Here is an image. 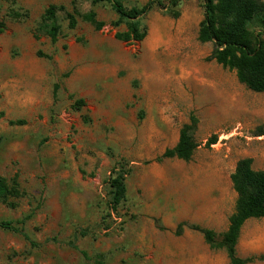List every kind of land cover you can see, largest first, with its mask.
<instances>
[{"label":"rangeland","instance_id":"1","mask_svg":"<svg viewBox=\"0 0 264 264\" xmlns=\"http://www.w3.org/2000/svg\"><path fill=\"white\" fill-rule=\"evenodd\" d=\"M120 1L132 9L150 0ZM156 1L168 9L142 20L146 39L124 43L116 34L127 26L112 25L119 17L110 4L0 0V177L17 179L22 192L16 208L0 201V221L25 220L39 245L0 230V264H230L192 226L226 232L238 161L264 172V93L210 59L214 44L198 40L202 0ZM50 6L64 8L55 43L43 26ZM89 11L102 30L81 19ZM192 116L193 159L158 162ZM118 165L129 175L116 214L107 181ZM74 240L79 251L67 245ZM237 253L264 255V219L245 224Z\"/></svg>","mask_w":264,"mask_h":264},{"label":"trees","instance_id":"2","mask_svg":"<svg viewBox=\"0 0 264 264\" xmlns=\"http://www.w3.org/2000/svg\"><path fill=\"white\" fill-rule=\"evenodd\" d=\"M181 1L171 0V7H178ZM205 15L200 24L198 40L200 43H213L214 51L210 57L225 69L235 71L238 81L255 93H264V41L263 30L252 31L251 25L255 22L264 28V2L261 0H202ZM94 4L107 3L118 15V21L112 25L119 27L126 24L127 30L116 34V39L124 43H141L147 35L148 29L142 20L155 8L168 9L161 2L150 0L141 8L128 9L120 0H93ZM64 8L50 6L44 15L43 26L47 34L55 43L60 35L58 13ZM77 11L67 13L69 28L75 29L79 24ZM80 15V14H79ZM81 19L93 26L97 31L102 30L106 23L98 19L95 11L81 15ZM4 24L0 23V33ZM84 104L82 100L77 105ZM190 124L181 129L177 145L168 149L158 162L165 159H178L189 162L193 159L198 147L194 135L198 128V118L192 116ZM218 141L217 136H212L207 143L211 147ZM129 170L124 165L114 167L107 181L110 210L118 214L120 207L127 199L126 180ZM233 189L237 194L235 211L229 218V227L226 232L217 235L213 230L192 226L200 232L212 250H225L230 264H252L264 261V255L243 259L238 256L242 230L251 219H264V172L253 168L250 158L238 161L235 172L231 175ZM22 197V192L17 179L8 180L0 177V201L11 208H16L15 200ZM24 221H0V230L9 231L24 237L33 247L39 246L32 241L23 228ZM179 226V235L182 233ZM88 232L82 231L81 236ZM58 243L56 238L50 239ZM69 247L80 250L77 241L67 243ZM87 257L85 252H82Z\"/></svg>","mask_w":264,"mask_h":264}]
</instances>
